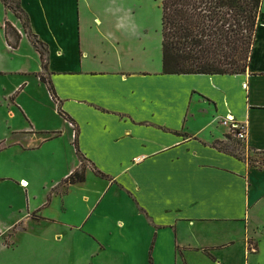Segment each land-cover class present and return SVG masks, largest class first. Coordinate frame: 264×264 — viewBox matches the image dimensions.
I'll use <instances>...</instances> for the list:
<instances>
[{
	"label": "crops",
	"instance_id": "0c3cea01",
	"mask_svg": "<svg viewBox=\"0 0 264 264\" xmlns=\"http://www.w3.org/2000/svg\"><path fill=\"white\" fill-rule=\"evenodd\" d=\"M161 1L18 0L47 47L48 77L79 155L73 146L72 164L45 194L26 190L27 217L14 221L25 238L14 240L8 264H264V164L214 147L230 118L244 126L246 148L264 155V0L237 75L163 74ZM11 17L0 0L3 28ZM8 37H0V118L5 105L14 119L32 79L46 85L41 65L29 68L41 59L26 36L16 29ZM5 76L13 78L4 84ZM9 123L12 140L0 138V154L61 136ZM79 156L85 181L55 190ZM0 180L33 185L26 172ZM11 226L0 230L7 254L1 240Z\"/></svg>",
	"mask_w": 264,
	"mask_h": 264
},
{
	"label": "trees",
	"instance_id": "16d2710c",
	"mask_svg": "<svg viewBox=\"0 0 264 264\" xmlns=\"http://www.w3.org/2000/svg\"><path fill=\"white\" fill-rule=\"evenodd\" d=\"M4 6L19 18L24 15V30L31 44L40 55L42 73L47 72L48 50L38 37L29 32L28 20L17 0ZM262 0H162V72L168 75H237L246 72L250 51L254 42L257 18ZM20 37L16 35L18 45ZM39 80L47 86L55 98L53 86L42 74ZM56 99V98H55ZM70 120L59 109L57 111ZM74 127V125H73ZM76 134V133H75ZM74 134V135H75ZM214 147L239 160H244L227 147ZM220 145V144H219ZM73 146L76 154V135ZM80 167L64 179L56 188L85 181L86 165L79 156ZM252 164V161H249ZM96 176H106L93 169Z\"/></svg>",
	"mask_w": 264,
	"mask_h": 264
},
{
	"label": "rangeland",
	"instance_id": "374dc122",
	"mask_svg": "<svg viewBox=\"0 0 264 264\" xmlns=\"http://www.w3.org/2000/svg\"><path fill=\"white\" fill-rule=\"evenodd\" d=\"M8 3L10 5H15L17 0H8ZM10 14L15 27L11 23L6 22L3 28L2 23L0 22V37H7V40L10 41L8 34H11L18 29L30 42L23 27L25 20L24 15H21V17L19 16L18 18L12 11H10ZM25 16L28 20L27 27L29 28V32L34 35L31 31L30 21L27 14H25ZM15 44H9L10 50L17 49L18 45L15 46ZM31 52L32 49L25 45L22 46V55H31ZM20 62H22L21 58ZM39 65H41V63L39 64L36 56L30 58L29 68H31L32 71H36L37 69L39 71ZM41 74L45 76L47 81H50L47 72ZM8 78L12 79L13 77L5 76L3 79L4 84L9 80ZM30 78L32 79L33 77ZM47 91V86H44V89H41L38 82L32 79L31 85L26 93L24 95H18L19 106L16 109L14 119H7V113L12 108H6L5 105L2 107L0 138H2L3 141H9V143H11L12 140L11 131H9L7 127L9 122V124L15 128H22L25 126L26 122H29V126L34 125L38 127V136H46L49 133L51 134L47 137L55 136L52 132H61V136L56 140L44 143L40 149L23 152L22 148L15 146L10 147L6 152L0 154V175L2 173L3 177L9 176L12 173L14 175L16 173L23 174L24 172L33 176L32 187H29L28 183H25V185L22 186L23 182H19L20 187H18L16 186V183L12 181L0 180V230H4L13 224L10 231L6 232L1 240L2 243L9 248V251L7 254L0 245V264L10 263L13 256L11 250L13 249L12 244L14 243V240H17V238H25V236L22 237L21 234L18 233L22 229L21 226L14 228V221L18 219L19 223H22L27 217L26 190L28 191L27 194H30L31 188L35 194H45V190L54 181L58 179L61 181L64 173L74 160L73 145H71L70 139V127L72 126L68 123L65 125L66 122L63 120L62 115L57 112L60 109V101L58 102L57 98L51 99ZM72 130L75 134V127H72ZM223 145L225 148L227 147V151L238 157L249 158L252 162L264 164V155L247 149L244 142L236 138L233 133L228 132L223 144H218L217 147L221 148ZM85 165H87V163H85ZM12 211L20 213H18L17 217H11L9 213Z\"/></svg>",
	"mask_w": 264,
	"mask_h": 264
},
{
	"label": "built area",
	"instance_id": "2783aa9c",
	"mask_svg": "<svg viewBox=\"0 0 264 264\" xmlns=\"http://www.w3.org/2000/svg\"><path fill=\"white\" fill-rule=\"evenodd\" d=\"M222 124L223 125H227L228 131L230 133H233L234 136L236 138H238L239 140H242L243 141L245 139L246 133H245L244 126L239 125L238 123L234 122L230 118H227V119L223 120L222 121ZM24 185H25V183H24Z\"/></svg>",
	"mask_w": 264,
	"mask_h": 264
}]
</instances>
